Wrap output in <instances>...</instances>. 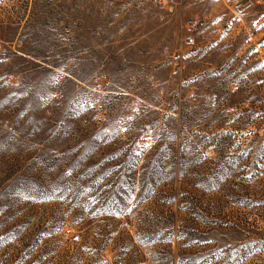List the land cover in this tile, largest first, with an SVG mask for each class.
I'll list each match as a JSON object with an SVG mask.
<instances>
[{"label":"rangeland","instance_id":"1","mask_svg":"<svg viewBox=\"0 0 264 264\" xmlns=\"http://www.w3.org/2000/svg\"><path fill=\"white\" fill-rule=\"evenodd\" d=\"M0 264H264V0H0Z\"/></svg>","mask_w":264,"mask_h":264},{"label":"built area","instance_id":"2","mask_svg":"<svg viewBox=\"0 0 264 264\" xmlns=\"http://www.w3.org/2000/svg\"><path fill=\"white\" fill-rule=\"evenodd\" d=\"M155 1L159 4L161 8H163V6L167 3V1H170V0H155Z\"/></svg>","mask_w":264,"mask_h":264}]
</instances>
